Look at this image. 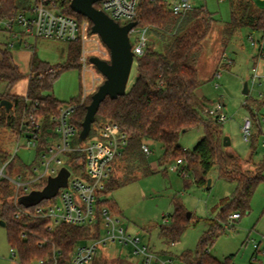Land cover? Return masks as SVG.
<instances>
[{
    "label": "trees",
    "instance_id": "16d2710c",
    "mask_svg": "<svg viewBox=\"0 0 264 264\" xmlns=\"http://www.w3.org/2000/svg\"><path fill=\"white\" fill-rule=\"evenodd\" d=\"M20 1L22 0H0V20L10 15L13 9L19 6ZM230 8L231 21L225 24L222 30V40L225 44L230 42L237 30L244 27L255 32L264 30V11L255 8L250 0H230ZM76 16L86 19L78 14ZM215 21V15L203 7H194L186 15L178 17L169 10L163 0H141L136 22L138 26L154 30L161 40V47L158 50L148 45L144 54L135 58V82L123 97L116 100L106 98L99 108L95 122L96 125L106 122L116 125L128 140L127 147L117 157L118 161L125 163L126 173L122 179L112 176L101 191L98 201L99 207L105 206L113 214L120 215L111 206L107 196L134 182L138 178L136 171L142 176L154 173L149 165L148 155L142 149V146L149 142L162 146L160 165H166L175 159H185L187 166L184 169H192L193 164L197 162L199 168L197 171L193 170L198 187L208 186V176L217 164L220 178L236 182L235 194L225 198L220 204L219 222H210V229L202 236L195 253L188 251L180 256V260L186 264H230L229 259L222 263L212 257L209 250L224 233L222 225L230 215L237 213L241 217L250 211L255 190L264 181V161L258 164L254 172L241 171L237 157L225 151L221 134L222 124L207 114L209 102L197 93L200 87L198 63L203 52V43ZM89 23L92 25L90 21ZM81 55L80 42H72L68 46L65 64L50 67L33 56L27 92L25 96L19 97L11 95L10 90L25 79L26 75L14 62L11 51H1L0 84L5 82L7 91L0 100L12 103V109L6 111L0 106V132H9L10 136L16 139L24 135L29 136L28 133L34 131L35 127L30 125V120H35V124L43 127L37 154L39 156L46 151L48 138L51 135L55 138V125L51 119L58 116L62 107L52 94L54 82L64 71L81 68ZM81 101L82 97L73 102L76 105L70 118L71 124L77 130L78 141L92 96L84 103ZM262 105L264 106V103ZM204 113L207 114L206 118ZM199 126L204 127L203 137L193 151L184 150L179 145L180 136ZM254 138L253 133L250 142H253ZM11 158L12 155L8 151L0 148V168ZM216 161L219 163L216 164ZM69 165L74 171L79 170L83 174L85 155L78 152L69 154ZM15 166L21 168V175L29 174L31 166L25 165L18 156H14L5 169L6 177H12L10 172ZM230 173L235 175L231 177ZM23 196L27 195L19 196L18 200ZM14 197L15 191L11 182L7 178H1L0 220L6 224L7 240L15 251L19 264L36 263L52 257L55 251L61 253L59 264H67L77 245L99 237L100 224L94 228L62 224L50 229L47 221L32 215L35 208L47 200L26 207L19 204L18 200L15 204ZM189 222L187 216L185 218L183 215L182 206L177 205L175 213L171 215V223L161 228L160 239L166 244H175L189 228Z\"/></svg>",
    "mask_w": 264,
    "mask_h": 264
},
{
    "label": "rangeland",
    "instance_id": "374dc122",
    "mask_svg": "<svg viewBox=\"0 0 264 264\" xmlns=\"http://www.w3.org/2000/svg\"><path fill=\"white\" fill-rule=\"evenodd\" d=\"M163 1L170 8L171 5L180 3L182 0ZM250 1L255 8L264 11V0ZM190 3L195 8H205L213 13L216 19L209 36L203 43V52L198 63L200 87L197 93L209 102L207 107L209 110L219 103L224 105V113L228 120L222 124L221 134L223 138L228 137L231 143L229 148L225 147V151L237 157L241 171L254 172L258 164L264 161V106L262 105L264 103V59H259L257 50L252 46L251 38L257 41L261 33L244 27L237 30L230 42L225 44L222 40V30L224 25L231 21L230 0H190ZM28 4V0H22L19 6L26 7ZM84 20L85 33L83 39L79 41L82 47L79 60L81 68L64 71L54 82L52 94L63 108L76 105L73 102L81 97V102H86L105 81L104 76L89 60L92 57L109 60L110 52L100 37L92 33L93 25L87 19ZM141 28L143 27L138 26V29ZM147 39L150 46L160 49L161 40L154 30H149ZM11 41L13 40L6 33L0 34V59L4 45ZM136 41L137 33H133L131 42L135 44ZM16 43L17 46L11 50V53L14 62L26 78L15 85L10 90V94L23 97L28 88L32 57L35 56L38 61L50 67L65 64L69 43L35 38H28L23 44ZM136 71L137 63H134L128 89L135 82ZM256 72L259 78L252 86ZM216 74L219 76H215ZM245 83H248L249 89L247 96L243 94ZM6 91V83L2 82L0 99ZM203 116L206 118L207 114L204 113ZM247 116H251L255 122L253 128L255 138L249 143L243 140L241 133L243 119ZM30 125L33 126L32 119ZM103 127L104 124L94 123L89 136L99 134V129ZM204 132V127L199 126L183 133L180 136L179 145L184 150L193 151ZM55 137L58 136L55 135ZM53 142L54 137L52 138L51 135L47 146L52 145ZM147 145L150 149L148 162L154 173L142 176L139 171H136L138 178L134 182L113 191L107 199L116 209L115 211L119 212L129 233L142 239L158 264H186L180 260V256L188 251L195 253L202 236L210 229V222L212 220L219 222L220 204L225 198L235 194L237 184L219 177L217 164L219 162L216 161L215 170L208 176V180L212 181L211 185L198 187L194 172L199 168L197 162L193 164L192 169H184L187 166L184 159L180 171H174L173 168L177 166L176 159L166 165H160L163 153L161 144L149 142ZM72 146L75 149L72 153L83 154L77 151L83 148V143H80L78 138H74ZM0 148L8 151L12 156L18 148L17 156L22 163L27 166L36 163L40 165L41 157L38 156L37 149L27 146L25 136L16 139L11 137L9 132H0ZM69 154L71 153L60 155L63 163L58 167L64 165L72 169L69 165ZM108 169L111 177L116 179H122L126 173L125 163L117 159L110 163ZM75 172L81 174L79 170ZM10 173L14 176L23 171L15 166ZM234 175L230 173L231 177ZM47 181L48 178L42 180L40 185L35 184L32 189H40L47 184ZM177 205L182 206L185 218L188 213H191L189 228L174 245L166 244L159 237L160 231L163 226L171 223V215L175 213ZM230 216L222 225L225 229L224 233L210 248V255L222 263H226L229 259L230 264H264V181L255 190L250 211L231 223H229ZM0 264H19L15 251L8 243L7 230L1 225ZM93 264H143V258L134 255L133 249L129 246L114 245L107 248L100 247Z\"/></svg>",
    "mask_w": 264,
    "mask_h": 264
},
{
    "label": "built area",
    "instance_id": "2783aa9c",
    "mask_svg": "<svg viewBox=\"0 0 264 264\" xmlns=\"http://www.w3.org/2000/svg\"><path fill=\"white\" fill-rule=\"evenodd\" d=\"M28 1L29 4L26 7L18 6L13 9L10 15L0 20V34L6 33L13 40L6 43L3 50L11 51L17 46L16 42L23 44L28 38L67 43L79 42L83 39L86 22L84 19H79L77 14L72 11L73 0ZM140 2L141 0H102L94 7L121 26H125L136 21ZM193 8L190 0H182L180 3L171 5L169 10L179 17L186 15ZM148 32V28L138 29L137 26L129 33L130 42L131 35L137 33L136 43L132 44L131 42L135 58L142 56L148 48ZM259 33H261V37L257 41L251 38V41L252 46L258 52L259 59H264V30ZM215 76H219V74ZM258 78L256 72L252 86L256 84ZM74 106L61 107L58 116L51 119L55 125L53 132L58 137H55L53 144L47 146L46 151L39 155L41 157L40 165L37 163L31 165L29 174L26 176L16 174L6 177L5 169L13 157L17 156V148L12 158L0 169V179L7 178L14 187L15 204L19 196L29 195L32 191L42 190L46 186L34 190L32 189L33 185H40L41 181L46 178L56 177L60 170L66 167L64 165L58 167V165L63 163L60 155L75 151L72 143L77 136V130L70 122ZM207 114L219 124L228 120L224 113V105L220 103L208 110ZM35 122L32 120L35 125L34 131L29 132V136H24L27 139V146L37 149L41 137V126ZM253 128L254 121L251 116L245 117L241 125V133L243 140L247 143L252 139ZM99 131V134L89 136L83 143V148L77 150L85 155V173L78 174L66 167L70 171L67 186L61 188L54 198L36 207L32 215L47 221L50 229L62 224L91 228L100 224L99 237L77 245L67 264H93L100 247L107 248L114 245L131 247L134 255L143 258V264H158L149 247L143 244L142 239L129 233L120 215L113 214L105 206H98L100 193L111 178L108 166L123 153L128 143L126 135L110 122H106ZM142 149L146 155L150 154L147 145H143ZM182 165L183 161L177 160V166L173 170L180 171ZM239 218L240 214H233L229 218V223ZM23 237L25 236L23 235ZM60 258V251H55L52 257L41 259L36 264H59Z\"/></svg>",
    "mask_w": 264,
    "mask_h": 264
},
{
    "label": "water",
    "instance_id": "95a60500",
    "mask_svg": "<svg viewBox=\"0 0 264 264\" xmlns=\"http://www.w3.org/2000/svg\"><path fill=\"white\" fill-rule=\"evenodd\" d=\"M102 0H73L71 9L74 13L81 15L92 23V33L98 35L102 43L110 52V61L92 57L89 62L104 76L105 81L92 96V101L87 107V113L82 124V133L79 138L80 143H84L89 137L92 126L96 122V115L101 104L110 98L116 100L123 97L127 92L128 82L133 68L135 54L132 51L129 33L138 26L132 22L121 26L109 18L104 12L96 9L94 5ZM244 95H249L248 83H245ZM0 106L6 111L12 109V103L2 100ZM231 145L228 137L223 138V146L229 148ZM70 171L63 167L56 177H50L46 186L42 190L32 191L29 195L23 196L18 200L19 204L26 207L37 205L43 200L54 198L61 188L67 186ZM208 180V186L211 185ZM191 219V213L187 214ZM2 227H6L4 221L0 222Z\"/></svg>",
    "mask_w": 264,
    "mask_h": 264
}]
</instances>
